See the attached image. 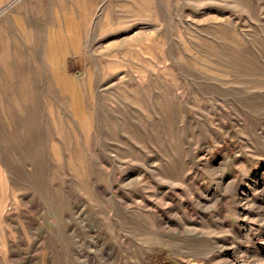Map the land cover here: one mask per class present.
I'll list each match as a JSON object with an SVG mask.
<instances>
[{
    "label": "rangeland",
    "instance_id": "rangeland-1",
    "mask_svg": "<svg viewBox=\"0 0 264 264\" xmlns=\"http://www.w3.org/2000/svg\"><path fill=\"white\" fill-rule=\"evenodd\" d=\"M16 1L34 42L9 19L0 49L34 50L12 63L37 91L4 96L21 205L0 264H264V0H84L58 33L76 106L44 92L56 0Z\"/></svg>",
    "mask_w": 264,
    "mask_h": 264
},
{
    "label": "bare ground",
    "instance_id": "bare-ground-1",
    "mask_svg": "<svg viewBox=\"0 0 264 264\" xmlns=\"http://www.w3.org/2000/svg\"><path fill=\"white\" fill-rule=\"evenodd\" d=\"M83 2L84 0H56V4L53 9V14L55 20H57V24L59 28L57 27L52 28L48 26L43 34V39L45 41V47H44L45 54L44 56L43 55L42 56L43 59H45L46 62H48L46 64V68L48 67V71L50 72L49 76L51 77L50 80L44 82V92L46 91L52 93L54 90L53 84H56L61 94L64 95L71 94L73 100L75 101V106L78 105L77 100L79 99V93L78 90L73 86V79H71V77L68 76L65 71V66L63 61L64 49L58 46L61 45L63 37H60L59 36L60 34L58 33L60 32L59 30H62L61 28L62 26H66L68 30L71 32L72 36L76 35V33L78 34V26L77 23L74 21V17L77 12L76 8H79L83 4ZM20 6L21 3H18L16 0L1 1L0 24L6 20L13 19L15 26L18 28V30H20L19 32L22 34V38L24 37L26 42L32 45L34 42V37L30 32L27 31L26 23H24L22 18L17 14V11L20 8ZM141 31H144V27L138 28L136 30L137 33ZM15 41L19 42V39L17 38ZM3 42L7 43L6 40H4ZM9 45L10 44H8L6 48L0 49V254H2V259L5 263L8 258V251H10L11 247L15 246V238H16V233L12 232V230L10 231V229L7 230V221L10 218V222L12 224H17L15 217L17 215L18 209L20 208L21 199L19 197L20 194L17 192L16 189L17 187L15 184L18 181L15 176L14 178L12 177L13 178L12 183H14L15 186L11 185V182L8 178L9 171L7 169V162L5 160V144H3V137L5 130L7 129V125L11 126L15 118L13 116H10L12 114L11 112H10L11 114L9 115V112L6 109L7 108L6 98L4 96H8V98L10 99L11 101L10 107L17 108L19 106V108L22 109V107L20 106L19 96L22 97L26 96L27 98V96L30 97L33 95V92L37 91L36 89L37 80L35 74L32 71V68H28L25 71L24 67L20 69H16L13 66L12 61L14 57L18 58L19 54L23 55L22 48L19 47L16 49H12L10 48ZM25 57L31 59V61L33 60L36 61L34 50H31V52H29L28 54L23 55L22 60L21 59L17 60L19 65L20 63H22L23 60H25ZM35 65L39 66L40 64L38 65L35 62ZM33 109H34V105H33ZM30 118H32V115L30 116ZM62 123L63 125H65L64 119L62 120ZM18 139L19 138H17V140ZM31 139L30 141H32ZM13 171L14 174L20 175V170L17 167H15ZM49 175L52 174L49 173ZM10 176H12V174ZM42 251H43L42 259L46 262H50L49 252L45 248V245H43Z\"/></svg>",
    "mask_w": 264,
    "mask_h": 264
}]
</instances>
